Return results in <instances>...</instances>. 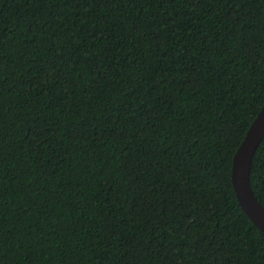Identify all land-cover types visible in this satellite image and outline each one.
I'll return each instance as SVG.
<instances>
[{"label":"trees","instance_id":"trees-1","mask_svg":"<svg viewBox=\"0 0 264 264\" xmlns=\"http://www.w3.org/2000/svg\"><path fill=\"white\" fill-rule=\"evenodd\" d=\"M263 103L264 0H0V264H264Z\"/></svg>","mask_w":264,"mask_h":264},{"label":"water","instance_id":"water-1","mask_svg":"<svg viewBox=\"0 0 264 264\" xmlns=\"http://www.w3.org/2000/svg\"><path fill=\"white\" fill-rule=\"evenodd\" d=\"M263 139L264 103L236 149L231 166V184L236 200L252 224L264 234V207L256 199L249 178L252 159Z\"/></svg>","mask_w":264,"mask_h":264}]
</instances>
